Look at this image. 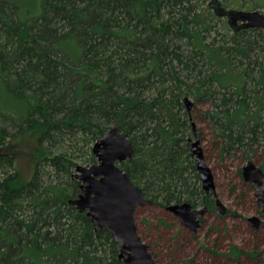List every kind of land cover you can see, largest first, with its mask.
<instances>
[{
  "label": "trees",
  "instance_id": "16d2710c",
  "mask_svg": "<svg viewBox=\"0 0 264 264\" xmlns=\"http://www.w3.org/2000/svg\"><path fill=\"white\" fill-rule=\"evenodd\" d=\"M204 1L0 0V264H123L110 231L69 203L111 124L133 146L119 167L165 209H212L189 155L201 107L222 157L258 158L264 30L234 32Z\"/></svg>",
  "mask_w": 264,
  "mask_h": 264
},
{
  "label": "rangeland",
  "instance_id": "374dc122",
  "mask_svg": "<svg viewBox=\"0 0 264 264\" xmlns=\"http://www.w3.org/2000/svg\"><path fill=\"white\" fill-rule=\"evenodd\" d=\"M222 1L227 8L264 10V0ZM204 2L206 6L208 0ZM200 110L191 120L214 177L216 195L212 199L214 202L215 198L219 199L227 213L218 215L213 203L212 209L201 217L197 234L192 235L167 209L157 204L140 205L134 212L138 235L150 248L157 264H264V208L257 202L252 183L242 177L244 162L236 156L220 155L217 137L199 116ZM190 139H194V134ZM28 153L19 147L15 158L16 169L23 180L30 177L33 168ZM254 162L258 166L264 164V147L258 149V158ZM252 216L261 220L258 228L248 222ZM233 248L242 253L235 257Z\"/></svg>",
  "mask_w": 264,
  "mask_h": 264
},
{
  "label": "water",
  "instance_id": "95a60500",
  "mask_svg": "<svg viewBox=\"0 0 264 264\" xmlns=\"http://www.w3.org/2000/svg\"><path fill=\"white\" fill-rule=\"evenodd\" d=\"M207 7L217 17L225 18L229 28L236 32L240 29H264V13L258 10H239L225 7L222 0H208ZM187 112L192 109L193 101L189 97L183 99ZM194 139L189 140V155L195 161L203 191L216 195L212 170L207 164L195 124L192 123ZM92 153L96 161L88 165L78 164L73 177L81 183L80 194L69 203L80 212H86L91 218L95 230L106 228L113 240L119 245L118 257L123 264H157L148 250V246L138 235L134 221L137 206L150 204L138 186L127 173L119 167V163L131 158L133 146L127 134L121 131L116 123L111 124L104 136L94 142ZM242 177L251 182L254 194L260 207L264 208V172L253 161L246 160L242 166ZM218 215L227 213L226 206L219 200L215 201ZM206 207H194L188 202L170 204V211L189 230L196 235L201 216ZM248 222L258 228L261 220L258 216L249 217Z\"/></svg>",
  "mask_w": 264,
  "mask_h": 264
},
{
  "label": "flooded vegetation",
  "instance_id": "af4514ba",
  "mask_svg": "<svg viewBox=\"0 0 264 264\" xmlns=\"http://www.w3.org/2000/svg\"><path fill=\"white\" fill-rule=\"evenodd\" d=\"M260 12H262V13H264V10H261ZM264 30V29H263ZM216 199L217 198H215V201H216ZM215 203V202H214ZM208 209H206V211H207ZM206 211L203 213V214H205L206 213ZM203 214L201 215V216H199V218H200V221H201V217L203 216Z\"/></svg>",
  "mask_w": 264,
  "mask_h": 264
}]
</instances>
